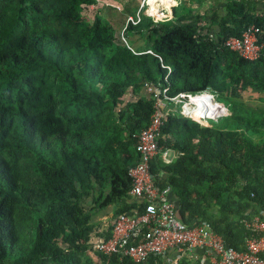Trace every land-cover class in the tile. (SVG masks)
<instances>
[{"label": "trees", "instance_id": "16d2710c", "mask_svg": "<svg viewBox=\"0 0 264 264\" xmlns=\"http://www.w3.org/2000/svg\"><path fill=\"white\" fill-rule=\"evenodd\" d=\"M81 1L0 0V264L8 258L7 243L14 239L12 215L17 208L34 212L37 231L30 256L14 264H70L75 252H88L90 234L102 232L91 231L79 202L93 183H103L105 173L109 189L101 205L119 201L113 214L131 208L125 201L130 187L126 172L135 157L133 134L147 124L151 112L144 83L167 85L168 95L183 92L193 97H209L202 92L205 88L215 93L234 84L264 92V58L248 61L223 45L226 37L238 36L249 24L258 27L257 39L264 43V15L244 10L236 0L225 1L218 19L217 11L210 16L209 23L216 25L214 37L203 31L199 16L187 13L175 15L174 20L148 21L145 27L154 37L149 52L140 53L117 40L99 18L82 21L78 14ZM134 25L140 26L139 21ZM228 59L239 65L253 63L252 77L240 73L214 77L216 63ZM166 66L171 69L163 80ZM49 73L68 85L61 115L56 111L54 93L45 89L44 78ZM134 73L145 94L143 99L133 100L135 124L131 127L132 117L126 115L124 136H118L120 129L113 123L102 125L92 138L93 129L86 125L108 105L118 108L123 103L131 83L129 75ZM212 98L217 100L215 95ZM81 110L87 113L85 124L81 121L86 118L77 117ZM222 113L219 105L214 117ZM188 118L203 124L208 120ZM181 120L167 114L159 142L166 146L181 142L182 155L168 165L152 164L150 171L169 185L182 220H206L225 246L242 250L248 231L240 220L251 216L247 210L264 212V185L259 176L264 165V137L251 141L242 131L250 126L237 115L224 117L214 126ZM249 131L258 133L252 128ZM96 140L99 144L94 147ZM118 149L129 153L120 166L115 157ZM24 150L36 154L37 173L26 185L16 162L18 151ZM199 186L205 187L203 196ZM229 191L235 198L219 208L227 214L211 221L205 218L200 200H217ZM229 214L235 217L230 219ZM96 256L110 259L111 264H161L154 257L134 263Z\"/></svg>", "mask_w": 264, "mask_h": 264}, {"label": "rangeland", "instance_id": "374dc122", "mask_svg": "<svg viewBox=\"0 0 264 264\" xmlns=\"http://www.w3.org/2000/svg\"><path fill=\"white\" fill-rule=\"evenodd\" d=\"M225 1L228 0H83L78 5L79 18L82 21L91 23L94 18H99V20L113 32L117 40L122 42L125 46L132 49L134 52L140 53L142 51L149 52V47L154 36L147 30L145 24L150 21L152 23L174 20L175 15L180 13H187L200 18L203 25V31H207L210 37H214V32L216 25L214 23H209L210 16L214 11H217L218 19L221 14H223V5ZM244 5V10H248L251 13H256L259 15H264V0H236ZM139 21L140 26L133 28L134 24ZM131 28L129 29V27ZM215 68L217 72L213 73L214 77L221 78L222 74L225 73H240L245 78L252 77V71L254 69L253 63H247L239 65L235 60H227L224 63H216ZM169 69H171L169 67ZM131 83L126 87L125 93L122 97L123 103L119 105L118 108L111 107L108 105L106 108L98 112L93 118L92 122H89L88 126L92 131V138H95V130H101L104 128L102 125L115 124L119 127V135L124 136L126 133V115L131 116L133 108V100L136 97L144 98L145 94L142 92L140 87V77L137 73L129 75ZM45 89L54 93L56 97V111L57 114H64L62 110V96L63 91L66 90L68 85L64 81L57 78V76L49 73L44 78ZM227 80V79H226ZM210 88V87H209ZM209 88H205L202 92H207L209 94V99H204L205 97H194L198 102H211L217 106V111L219 110L220 104L223 107V113L220 116L212 118H204L193 113L188 114L185 111L187 105L194 104L195 101L190 100L189 97L181 99L177 102L175 106V112L178 117L182 120H192L188 117L195 119H208L205 124L196 122L199 126H214L220 122L224 117L230 115H237L244 118L246 124L250 126L249 128H242L244 134L251 141H258L264 137V92H257L251 88L240 89L239 85H231L229 88L222 92H215ZM201 92V93H202ZM211 93V94H210ZM190 94V93H188ZM216 99L221 102L219 103ZM226 111V113H225ZM225 113V114H224ZM86 111L81 110L77 117L86 118L81 121L85 124L88 119L86 117ZM224 114V115H223ZM188 116V117H187ZM131 127L135 124V117L131 116ZM142 124V122L140 123ZM250 128L258 130V133H251ZM80 130L84 128L80 127ZM99 142L96 140L93 142V146L97 147ZM7 159L10 156L7 153L3 154ZM109 155V153H108ZM115 157L119 158L117 165H121L123 159L127 160L129 158V153L127 151H121L118 149L115 153ZM36 154L35 151H18L17 153V166L19 169L20 179L23 185L27 184L30 176L36 174L35 161ZM259 176L264 185V165L259 168ZM104 180L101 185L92 184V188L88 189L87 192L83 193L79 205L81 207L82 214L87 215V225L92 232L97 233L101 229L105 228V222L114 213L120 202H113L109 205L102 206V200L108 192V178L107 174H104ZM199 191L202 196L205 192V187L199 186ZM229 192H224L221 194L220 199L217 200H204L201 199L199 204L204 211L203 216L208 218L210 221L214 218L224 217L227 213L220 210L226 201L234 199L235 197ZM40 212L41 210L38 209ZM246 213L253 215L256 214L252 210H247ZM235 215L229 214L228 218L232 219ZM13 222V235L14 239L7 243L8 258L4 260L1 264H14L19 258H26L30 256V249L35 239V233L37 231L36 219L34 212L30 209L22 210L17 208L15 213L12 215ZM75 258H72L70 264H87V260L90 264H111V260L106 258L101 260L96 256L85 250L81 252H75ZM41 264H54L48 261L42 262Z\"/></svg>", "mask_w": 264, "mask_h": 264}, {"label": "built area", "instance_id": "2783aa9c", "mask_svg": "<svg viewBox=\"0 0 264 264\" xmlns=\"http://www.w3.org/2000/svg\"><path fill=\"white\" fill-rule=\"evenodd\" d=\"M259 33L258 27L249 24L238 36L226 37L223 45L248 61L264 58V43L257 39ZM166 68L163 80L170 71ZM143 90L150 97L151 112L147 124L133 134L135 157L126 172L130 187L125 201L131 208L112 214L100 235L90 234L89 254L134 263L154 257L161 264H264V212L240 220L248 231L242 250L225 246L206 220L180 218L169 185L164 184L160 174H152L150 168L152 164L168 165L182 155L181 142L170 146L159 142L160 129L163 118L176 115L177 102L189 94L168 95L167 85L149 82L143 84Z\"/></svg>", "mask_w": 264, "mask_h": 264}, {"label": "bare ground", "instance_id": "6f19581e", "mask_svg": "<svg viewBox=\"0 0 264 264\" xmlns=\"http://www.w3.org/2000/svg\"><path fill=\"white\" fill-rule=\"evenodd\" d=\"M190 100L195 101L194 104L187 105L185 111L190 114L198 115L204 118H212L216 115L217 106L211 102H198L193 96L188 95ZM204 99H209L205 97ZM220 105V104H218Z\"/></svg>", "mask_w": 264, "mask_h": 264}]
</instances>
